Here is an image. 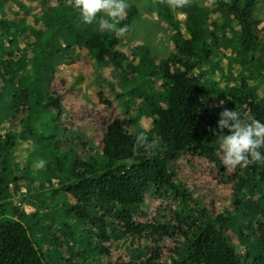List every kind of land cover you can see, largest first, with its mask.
I'll use <instances>...</instances> for the list:
<instances>
[{"label":"trees","instance_id":"16d2710c","mask_svg":"<svg viewBox=\"0 0 264 264\" xmlns=\"http://www.w3.org/2000/svg\"><path fill=\"white\" fill-rule=\"evenodd\" d=\"M212 1L213 7H174L183 21L167 0L157 1V16L172 23L173 32L171 57L154 70L149 58L123 43L126 33L117 36L93 23H66L62 14L55 20L46 13L52 25L34 40L26 31L18 33L17 21L12 25L0 15V264H52L30 236L38 214H27L22 202L10 199L16 150L26 151L22 171L29 180L33 161H44L46 180L56 184L47 199L65 195L70 202L65 215L100 243L117 228L124 243L141 236L133 216L150 188L174 193L181 210L175 220L158 223L160 230L151 226L152 237H178L180 244L161 257L159 248L141 252L142 264L155 259L158 264H264V163L228 168L216 141L221 102L264 122V97L257 99L254 91L260 77L264 86V34L254 16L259 0ZM134 16L129 12L117 27L128 28ZM225 64L230 78L222 85L215 76ZM82 68L90 79L109 85L120 105L132 97L143 101L139 120L147 134L133 117L126 124L106 117L97 137L85 131L70 94ZM152 79L161 83L158 92ZM89 102L104 115L112 106L103 90L94 91ZM125 113L132 116V110ZM202 165L210 169L203 172ZM90 221L99 234H92ZM64 238L69 244L75 236L66 231ZM86 241L68 262L87 264L97 250L108 264H132L131 258L109 257L103 244L95 249Z\"/></svg>","mask_w":264,"mask_h":264},{"label":"rangeland","instance_id":"374dc122","mask_svg":"<svg viewBox=\"0 0 264 264\" xmlns=\"http://www.w3.org/2000/svg\"><path fill=\"white\" fill-rule=\"evenodd\" d=\"M158 0H127L128 7L126 9V16L129 12L134 11L135 16L126 31V35L123 37V43L131 49V51L137 50V52L151 60V68L159 65L163 60H167L171 57V46L170 37L173 32L172 23L166 22L160 19L156 14V6ZM61 6H57L55 1L52 0H0V15L10 24L15 25L17 21L21 28L18 33L28 32L34 40L40 38L43 35L44 27H51L52 23L48 20L46 13L51 16V19L58 18L56 15H61V18L66 23H71L73 20L76 22H82L79 10L74 9L68 0H58ZM197 3L200 6L213 7L212 0H187L186 5H192ZM173 15L177 20L183 21L184 15L177 11L173 6ZM102 14L98 13L99 18ZM254 16L260 22L259 28H261L264 34V0H259L254 7ZM59 21H62L59 19ZM85 24V23H84ZM93 24L98 25L97 21L94 20ZM35 26V27H34ZM42 28V29H41ZM7 36L3 39L6 41ZM264 47V45H263ZM148 54V55H145ZM234 69V64L230 65ZM222 71L215 76V80H219L223 85L226 79L230 76L227 74V64L224 65ZM150 72L147 71L146 74ZM235 73V71H234ZM134 73L126 72V76L129 78L133 77ZM58 76L55 75V77ZM80 82H77L72 88V97L77 99L75 102V109L77 117L83 124L85 131L96 132L95 136H99L98 126H101L103 121L106 119H121L125 124L129 122V118L133 117V120L138 122L139 129L143 136L147 134V129L141 128L143 125L139 120V115H143L140 111V107L143 106V101L140 99L133 101V97L127 103L122 106L116 101L113 94H110V86L99 83L94 79L89 78L85 68H82L78 74ZM135 77L136 74H135ZM261 77L257 82H254V91L256 98L261 99L264 97V86L261 81ZM153 90L158 92L161 90V83L157 80L152 79ZM92 84V86L90 85ZM149 84V83H148ZM145 88V87H143ZM103 90L112 101V106L108 107L104 115L97 109L96 106L91 104L89 100L94 95V91ZM135 90H133L134 92ZM137 94V91H135ZM138 95V94H137ZM132 110V116L126 115L125 110ZM101 112V113H100ZM129 128L131 126L129 125ZM77 133V131H75ZM22 147V146H20ZM37 157V156H36ZM24 158H26V151L16 150L13 152L11 157V163L13 164V172L11 177V183L9 185L10 199L13 202H22L24 204V210L29 215L38 214L40 222H30L31 233L35 244L39 245V248L44 249V252L49 256L52 264H79L77 261L68 262V255L73 250H80L79 244L88 245L89 240L93 248H97L102 245L105 248L109 257L119 258L125 257L132 259V264H142L144 258L141 252H156L159 248L160 257L164 255L163 251L173 249L179 246V238L164 237L162 240L159 237L153 236L152 227L154 226L160 230L158 223H163L164 218L175 217L178 211L181 210V205L175 198L174 193L168 189L150 188L145 194V204L137 209L134 214V221L136 229L140 232L141 236L135 238H129L124 241L118 239L120 230L107 231L108 241L98 242L97 238L91 235V239L74 227L73 219L66 216V211L70 207V202L65 195H58L53 198V202H50L47 197L51 195V192L56 188V184L52 181H47L44 172L41 168L40 163L33 161L31 167V179H28V175L22 170L26 166ZM32 157V159H34ZM202 171L210 169L208 165L201 166ZM190 173V172H189ZM191 174H193L191 172ZM200 177V176H198ZM197 177V178H198ZM195 180V179H194ZM182 193V192H181ZM248 197V196H246ZM249 198V197H248ZM28 199L32 204H27ZM46 201L47 204L43 208L40 207L39 203ZM40 208H39V207ZM93 217H95L93 210H91ZM91 215V218H92ZM101 216L98 217V221ZM96 220V219H95ZM94 220V221H95ZM69 226V229L63 226ZM92 229V234L96 235L100 232L94 227V222L88 223ZM92 225V226H91ZM152 226V227H151ZM66 231H71L75 236V239L71 242L64 241ZM145 240V242L143 241ZM61 247V250L59 249ZM103 248V247H102ZM130 250L135 252V257H132ZM102 251H104L102 249ZM62 252L67 253L64 255ZM76 255V254H74ZM73 256V255H71ZM108 257L106 254H99L97 250L90 254L88 257L87 264H108ZM153 263L158 264V260L155 259Z\"/></svg>","mask_w":264,"mask_h":264},{"label":"clouds","instance_id":"9594fccd","mask_svg":"<svg viewBox=\"0 0 264 264\" xmlns=\"http://www.w3.org/2000/svg\"><path fill=\"white\" fill-rule=\"evenodd\" d=\"M68 3L79 10L83 23L91 24L97 21L101 30L122 36L127 31V25L117 27L126 14L127 0H68ZM169 6L183 7L187 0H167ZM102 15L98 18L97 14ZM219 112L216 141L222 152V163L228 168L241 169L252 164L264 163V122L253 116H244L237 110L223 107ZM227 130V135L224 134ZM42 166L44 161L39 162Z\"/></svg>","mask_w":264,"mask_h":264}]
</instances>
